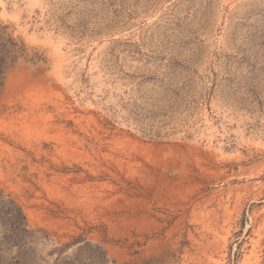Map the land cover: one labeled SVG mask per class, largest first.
<instances>
[{
  "label": "rangeland",
  "instance_id": "374dc122",
  "mask_svg": "<svg viewBox=\"0 0 264 264\" xmlns=\"http://www.w3.org/2000/svg\"><path fill=\"white\" fill-rule=\"evenodd\" d=\"M0 264H264V0H0Z\"/></svg>",
  "mask_w": 264,
  "mask_h": 264
}]
</instances>
